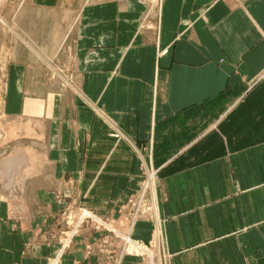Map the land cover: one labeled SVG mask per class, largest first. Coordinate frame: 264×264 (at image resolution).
Instances as JSON below:
<instances>
[{
	"label": "crops",
	"instance_id": "obj_1",
	"mask_svg": "<svg viewBox=\"0 0 264 264\" xmlns=\"http://www.w3.org/2000/svg\"><path fill=\"white\" fill-rule=\"evenodd\" d=\"M30 2L75 21L60 59L0 52V264H48L55 216L116 217L144 165L170 264H264V0Z\"/></svg>",
	"mask_w": 264,
	"mask_h": 264
},
{
	"label": "rangeland",
	"instance_id": "obj_2",
	"mask_svg": "<svg viewBox=\"0 0 264 264\" xmlns=\"http://www.w3.org/2000/svg\"><path fill=\"white\" fill-rule=\"evenodd\" d=\"M23 10L36 13L26 18ZM74 21L66 10H40L30 0H0V52L5 49L11 57L15 48L28 47L35 40L36 52L51 45L56 50L46 53V57L60 59L63 31L69 33ZM4 91L5 84L0 83V150L6 136L4 128L10 124L4 115ZM147 167L153 168L142 167L137 189L122 203L116 217L80 205L61 210L46 232L50 238L46 244L53 249L48 264H170L162 245L157 211L159 171L153 168L158 179L146 190L150 173ZM139 223L153 225L149 239L136 237ZM78 251L83 259H72Z\"/></svg>",
	"mask_w": 264,
	"mask_h": 264
},
{
	"label": "built area",
	"instance_id": "obj_3",
	"mask_svg": "<svg viewBox=\"0 0 264 264\" xmlns=\"http://www.w3.org/2000/svg\"><path fill=\"white\" fill-rule=\"evenodd\" d=\"M148 171H150V173L148 172L149 173V180H148V182L146 184V186H147L146 190L149 189L150 186H152L153 181H156L158 179V176H157L158 172H156L153 168H151V169L148 168Z\"/></svg>",
	"mask_w": 264,
	"mask_h": 264
}]
</instances>
